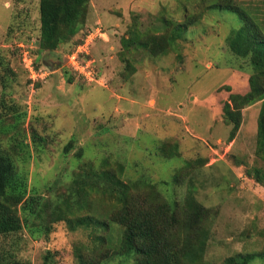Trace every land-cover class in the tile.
<instances>
[{
	"label": "rangeland",
	"instance_id": "1",
	"mask_svg": "<svg viewBox=\"0 0 264 264\" xmlns=\"http://www.w3.org/2000/svg\"><path fill=\"white\" fill-rule=\"evenodd\" d=\"M233 1L264 37V0ZM214 2L220 0H90L77 35L41 51L40 0H0V130L17 126L11 134L28 144L24 167L41 194L71 195L74 181L94 172L126 182L169 181L158 187L163 196L182 201L191 192L210 209L200 264H223L238 254L264 264V181L257 178L264 175L257 155L261 104L243 109L231 141L223 106L230 93L249 91L251 66L228 48L243 21L210 8ZM168 21L182 26L167 52L154 56L152 43L138 44L171 31ZM90 31L94 39L81 62L90 60L95 80L75 71L69 58ZM8 138L0 134L4 146ZM98 179L107 181L94 176L91 189L104 185ZM87 205L75 212L95 225L71 230L61 220L39 240L23 232L20 261L43 264L51 251L54 264H83L81 257L94 264H137L114 256L123 233L111 221L115 199L94 193Z\"/></svg>",
	"mask_w": 264,
	"mask_h": 264
},
{
	"label": "trees",
	"instance_id": "2",
	"mask_svg": "<svg viewBox=\"0 0 264 264\" xmlns=\"http://www.w3.org/2000/svg\"><path fill=\"white\" fill-rule=\"evenodd\" d=\"M90 0H40V38L41 51H50L69 43L79 32L83 19L87 15ZM210 8L237 13L244 26L234 31L228 38V48L234 55L246 58L251 66L249 91L246 94L230 93L223 106L225 122L232 125L230 140H234L242 125L243 109L259 102L260 113L257 130V155L264 160V37L254 19L241 5L233 0L214 2ZM171 31L158 37L138 42L144 46L151 44V52L159 56L176 44L181 23L168 21ZM190 25L187 24L186 27ZM157 35V34H155ZM128 43L130 38L126 37ZM146 38V39H148ZM160 39L161 41H159ZM141 41V39H139ZM16 125L11 129L0 130L8 138L7 145L0 140V264H23L17 257V251L23 232L33 240L48 238L55 223L64 220L71 230L78 227H90L92 219L77 215L87 208L90 195L96 193L114 198L116 208L111 221L123 227L122 239L115 255L135 258L137 264H200L203 261L210 230V209L201 204L190 192L181 201L172 195L163 196L159 183L139 180L126 182L114 173L98 175V172L86 175L83 180L74 181L70 195L58 194L51 190V196L41 194L30 186V172L24 167L29 158L22 148L28 144L17 140ZM18 142V143H17ZM23 164V166H22ZM258 173V172H257ZM96 176H106L107 181L91 189L90 181ZM258 182L264 181V175L258 174ZM174 182L178 184L177 176ZM88 185V191L84 190ZM79 193L85 201L79 200ZM77 194V197H76ZM95 225V224H94ZM24 238V237H23ZM101 258H109L103 253ZM251 254H238L228 257L223 264H252ZM83 264H94L81 257ZM43 264H54L51 251L44 256Z\"/></svg>",
	"mask_w": 264,
	"mask_h": 264
},
{
	"label": "built area",
	"instance_id": "3",
	"mask_svg": "<svg viewBox=\"0 0 264 264\" xmlns=\"http://www.w3.org/2000/svg\"><path fill=\"white\" fill-rule=\"evenodd\" d=\"M94 39V32H88V35L85 37L84 41L77 45V47L72 51L69 58L73 68L78 73L82 74L86 79L95 80L94 71L91 68L89 62H81V58L89 55V47Z\"/></svg>",
	"mask_w": 264,
	"mask_h": 264
},
{
	"label": "crops",
	"instance_id": "4",
	"mask_svg": "<svg viewBox=\"0 0 264 264\" xmlns=\"http://www.w3.org/2000/svg\"><path fill=\"white\" fill-rule=\"evenodd\" d=\"M255 107V106H254Z\"/></svg>",
	"mask_w": 264,
	"mask_h": 264
}]
</instances>
